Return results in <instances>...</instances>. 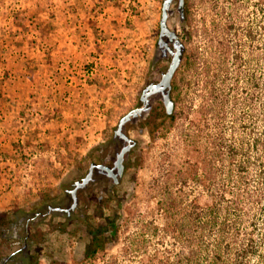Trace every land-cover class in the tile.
<instances>
[{
  "label": "rangeland",
  "instance_id": "rangeland-1",
  "mask_svg": "<svg viewBox=\"0 0 264 264\" xmlns=\"http://www.w3.org/2000/svg\"><path fill=\"white\" fill-rule=\"evenodd\" d=\"M163 1L0 0V212L27 213L17 211L18 224L0 239L3 254L34 248L19 237L30 226L43 237L39 264H179L195 248L186 241L190 204L230 198L232 181L260 176L242 223L258 247L248 264H264V164L239 169L242 151L230 157L228 144L239 147L244 135L220 133L212 106L222 66L231 67V41L264 19V0L170 1L166 26L182 46L170 83L173 118L162 93L152 94L148 111L124 124L133 144L118 183L94 169L65 212L90 164L113 166L126 144L115 135L120 118L142 105L171 61L173 40L159 28ZM152 115L160 116L153 131ZM100 213L116 233L108 226L103 247L86 256L87 224L106 223Z\"/></svg>",
  "mask_w": 264,
  "mask_h": 264
},
{
  "label": "trees",
  "instance_id": "trees-1",
  "mask_svg": "<svg viewBox=\"0 0 264 264\" xmlns=\"http://www.w3.org/2000/svg\"><path fill=\"white\" fill-rule=\"evenodd\" d=\"M260 11L264 14V6ZM234 27L231 24L228 29L235 30ZM243 33V38L231 41V67L229 69L222 66V73L219 74L222 87H214L211 102L220 133L227 128L234 131L239 128L243 133L244 140L240 146L234 141L230 142L228 153L230 157H234L240 149L243 166H239V169L248 173L250 165L264 164V19L257 24L249 22ZM169 117L173 118V113ZM159 118V115H152L147 121L152 131L157 128ZM237 171L238 169L234 170ZM260 178L259 176L257 182L247 180L243 184L238 180L232 181L228 185L230 198L217 192V197L215 194L212 202L205 206L190 204L185 212V219L188 229L192 224L190 222H193L194 234L192 237L187 234L186 241L189 245L193 243L195 248L185 252L179 264H248L250 256L256 253L258 247L250 233L246 232L242 218L255 204L254 197L262 183ZM226 187V184L221 185V191L224 192ZM17 211L22 212H0V239L5 240L18 224L22 216H18ZM99 216L103 217L102 213ZM104 220L106 223L87 224L91 240L86 246V256L103 247L107 239L104 231L108 226L111 227V235H115V222L109 218ZM31 228L21 226L22 234L19 237L35 244L34 248L29 245L26 250L17 248L3 254L0 247V264H39L40 248L37 244L43 237L38 230Z\"/></svg>",
  "mask_w": 264,
  "mask_h": 264
},
{
  "label": "water",
  "instance_id": "water-1",
  "mask_svg": "<svg viewBox=\"0 0 264 264\" xmlns=\"http://www.w3.org/2000/svg\"><path fill=\"white\" fill-rule=\"evenodd\" d=\"M171 0H164L161 8V17L159 20V28H160V34L161 35H166L170 39L173 40V50H170V53L172 54L171 61L166 69V71L162 74L160 80L156 83H150L149 85L146 86L144 89L142 96H141V101L142 105L138 108H134L127 112L125 115H123L117 125V128L115 130V135L118 136L121 140H123L126 144L123 145L119 152L116 154V159L112 167L106 166L104 164H90L88 172L86 175L80 180L76 181L74 184V188L71 190V195L73 198V203L72 205L65 210V212H69L70 210L74 209L76 205V190L78 188H81L85 186L91 179L92 173L94 169L102 170L105 171L108 176H110L113 180L114 183H118V177L121 176L122 171H123V164L122 161L124 157L127 155L128 151L130 150L133 141L128 138L123 133V127L124 124L131 120L132 118H136L137 116L141 115L144 112L148 111V98L154 94L161 92L162 93V101L165 107V111L167 114H170L172 112L173 108V101L170 98L169 91H170V83L173 75L175 74L180 62H181V57H182V51H181V44L178 41V36L176 35L175 32H172L168 30L166 26V19L168 15V9H169V4ZM183 3V0H178L179 6H181ZM116 170V172H113ZM56 210H60L59 208H56ZM61 211V210H60Z\"/></svg>",
  "mask_w": 264,
  "mask_h": 264
}]
</instances>
